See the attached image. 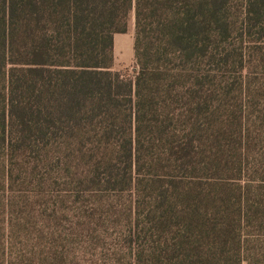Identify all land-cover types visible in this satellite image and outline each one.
I'll return each instance as SVG.
<instances>
[{"label": "trees", "instance_id": "trees-1", "mask_svg": "<svg viewBox=\"0 0 264 264\" xmlns=\"http://www.w3.org/2000/svg\"><path fill=\"white\" fill-rule=\"evenodd\" d=\"M0 264H264V0H0Z\"/></svg>", "mask_w": 264, "mask_h": 264}, {"label": "rangeland", "instance_id": "rangeland-1", "mask_svg": "<svg viewBox=\"0 0 264 264\" xmlns=\"http://www.w3.org/2000/svg\"><path fill=\"white\" fill-rule=\"evenodd\" d=\"M134 18L129 25L127 34L116 35L114 41L113 70L122 71L127 76L134 75Z\"/></svg>", "mask_w": 264, "mask_h": 264}]
</instances>
